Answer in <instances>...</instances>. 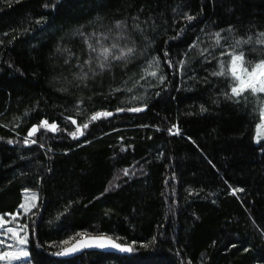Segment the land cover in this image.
I'll use <instances>...</instances> for the list:
<instances>
[{"label":"trees","instance_id":"1","mask_svg":"<svg viewBox=\"0 0 264 264\" xmlns=\"http://www.w3.org/2000/svg\"><path fill=\"white\" fill-rule=\"evenodd\" d=\"M261 32L264 0H0V217L36 193L28 262L264 264V95L230 73L233 51L264 60ZM105 36L135 51L101 71ZM96 235L134 251L53 257Z\"/></svg>","mask_w":264,"mask_h":264},{"label":"snow or ice","instance_id":"2","mask_svg":"<svg viewBox=\"0 0 264 264\" xmlns=\"http://www.w3.org/2000/svg\"><path fill=\"white\" fill-rule=\"evenodd\" d=\"M189 21L193 19L191 15H188L186 17ZM123 21H116V28L120 29L121 26L123 25ZM139 27V25H137ZM229 30H231V26H229ZM111 31V29H109ZM80 35H83V33H80ZM95 35V33H93ZM217 37L220 36V33L217 32L215 34ZM260 35L264 37V32H261ZM107 39V36L104 37ZM251 37H249L247 40H244L241 38L240 40H237L236 43H248L250 42ZM219 42V41H218ZM258 43H264V40H258ZM97 43L99 44L100 41L97 40ZM117 44H112L111 48L109 47H101L100 49V57L97 58V65L101 71L105 70L106 68H110L112 65L109 61V57H111V60H124L127 59L128 56L132 55L135 51L134 48L128 47L126 50L125 49H120L119 55L114 54L111 49L117 48ZM88 48L91 51H96V49L93 47L92 44H88ZM67 51V49H65ZM71 55V53H70ZM223 55V53H222ZM231 55V64H230V72L232 77L234 78L235 81L238 83H235L232 88L231 92L234 96L240 97L242 93H244L247 90H251L253 94L256 93H264V60H260L259 62L255 63V66L249 69L246 64H245V53L243 51H240L239 53L233 51L230 53ZM156 60L157 65L159 64V58H154ZM67 63V61H66ZM86 64H89L90 68L89 70L92 72V75L95 76L97 73L95 70L91 68V58L87 61H85ZM151 64V62H150ZM224 66L223 63L221 64V71L218 73H214V75H224L225 72L223 70ZM152 75H156L155 72L152 73ZM88 73H83V76L78 77L79 79H87ZM160 80L163 81L164 77L160 76ZM61 91H65V89H61ZM146 106V105H145ZM117 111H122V109H117ZM129 111H141L140 108H132L129 109ZM207 109L201 105V112H205ZM110 112H96L95 114L92 115L91 119L96 120L97 118L101 116H110ZM69 119L72 120L73 124H76L77 121L71 117ZM261 119L264 120V109L261 110ZM40 127H46L52 132H56L58 130V125L53 122L49 124L48 120L45 119L41 121V124L38 125H33V127L28 131V137H25V144H36L37 140H31L29 137H32L37 131H39ZM83 128H88V124L85 123L82 125ZM175 127V126H174ZM261 127L258 125V128ZM171 131V130H170ZM74 139L78 135H83V132L81 131V126H78L76 131H72L69 133ZM9 143H12V141H9ZM43 147V145H40ZM125 174H127V170H125ZM32 199H35V196L32 197ZM21 207H24V205H21ZM30 207H35V205H30L28 208H25L26 211L30 210ZM3 217H0V226L3 224ZM8 232H12L13 236L16 237L19 240V243L21 245H25L28 243V240L26 237H19L16 232L13 231V229L9 228L7 229ZM4 243V241H0V244ZM86 242H77V245L79 247H84ZM89 246H96L99 248H106V247H111L118 249L121 252H126V253H132L134 251L133 247L130 245H122L111 238L107 237H94L90 241L87 242ZM136 242L133 241V244ZM148 245L145 244L144 247H147ZM77 251V246H72L70 248H65L61 252H57V256L61 255H66L72 252ZM29 252L23 248L19 249L18 252H5L3 254H0V259H19L20 257H28Z\"/></svg>","mask_w":264,"mask_h":264},{"label":"rangeland","instance_id":"3","mask_svg":"<svg viewBox=\"0 0 264 264\" xmlns=\"http://www.w3.org/2000/svg\"><path fill=\"white\" fill-rule=\"evenodd\" d=\"M101 39V40H100ZM100 43L98 44L97 42L94 44V48L96 51H91V58L92 54H94L96 57V63H97V58L100 57V49L101 47H109L111 48V45L114 44L113 42L111 45L107 44L110 43L109 40L100 38ZM122 48H119V46L115 49H111V51L119 55V51ZM110 61L111 57H109ZM98 66V65H97ZM231 73V72H230ZM236 83H238L236 81ZM251 91V90H250ZM256 94H261L264 95V93H256ZM264 109V103L261 107V110ZM261 110H260V122L258 125L261 127L258 128V125L255 128L254 132V142L258 143L261 139L264 138V120L261 119ZM35 196V199H32V197ZM35 205L37 204V195L33 191H24L23 196H22V203L21 205H24V207L19 206L18 211L14 215H7L6 217H3V224L0 226V241H4V243L0 244V254H3L5 252H18L19 249L23 248L28 251V243L25 245H21L19 243V240L13 236L12 232H8L7 229L11 228L13 229L14 232L17 233L19 237H26L28 240V232L25 227L22 226L20 223V218L22 216H25L28 212H30L34 207H30V210L26 211L25 208H28L30 205ZM28 257H20L19 259H0V264H30L28 262Z\"/></svg>","mask_w":264,"mask_h":264},{"label":"water","instance_id":"4","mask_svg":"<svg viewBox=\"0 0 264 264\" xmlns=\"http://www.w3.org/2000/svg\"><path fill=\"white\" fill-rule=\"evenodd\" d=\"M94 237H107V236H101V235H96V236H85L79 239H76L74 241H72L71 243H69L68 245H66L65 247L61 248L59 251L57 252H61L63 251L65 248H70L72 246H77V251L66 254V255H61V256H57L56 253L53 255V257L57 258V259H70V258H74L77 256H80L83 253H88V252H99V253H109V254H116V255H120V256H128L131 253H126V252H121L118 249L115 248H111V247H106V248H99L96 246H89L88 245V241H90L92 238ZM110 238V237H107ZM112 239V238H111ZM114 240V239H112ZM86 242L84 247H79L77 245V242ZM115 241V240H114ZM117 242V241H116ZM124 245V244H122Z\"/></svg>","mask_w":264,"mask_h":264}]
</instances>
